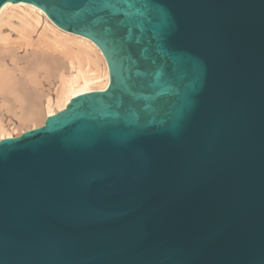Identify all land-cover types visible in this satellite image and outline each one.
Returning a JSON list of instances; mask_svg holds the SVG:
<instances>
[{
  "label": "water",
  "instance_id": "1",
  "mask_svg": "<svg viewBox=\"0 0 264 264\" xmlns=\"http://www.w3.org/2000/svg\"><path fill=\"white\" fill-rule=\"evenodd\" d=\"M6 1L110 79L0 139V264H264V0Z\"/></svg>",
  "mask_w": 264,
  "mask_h": 264
},
{
  "label": "bare ground",
  "instance_id": "2",
  "mask_svg": "<svg viewBox=\"0 0 264 264\" xmlns=\"http://www.w3.org/2000/svg\"><path fill=\"white\" fill-rule=\"evenodd\" d=\"M14 15L15 36L0 37V139L13 137L5 115L18 122L12 129L20 134L42 125L73 96L106 89L110 79L106 58L92 39L60 28L25 1L4 2L0 26Z\"/></svg>",
  "mask_w": 264,
  "mask_h": 264
},
{
  "label": "rangeland",
  "instance_id": "3",
  "mask_svg": "<svg viewBox=\"0 0 264 264\" xmlns=\"http://www.w3.org/2000/svg\"><path fill=\"white\" fill-rule=\"evenodd\" d=\"M18 23L17 16H11L10 18L5 19V21L0 26V37H4L7 34H11V36H15V30L13 28L16 27ZM41 24H39L37 30H40ZM35 35V34H34ZM19 54H23V49L18 51ZM10 119V120H9ZM4 122L6 123L7 127H9V132L13 135H19L16 129H12L13 126L17 125L18 122L15 119L10 118L9 116L5 115Z\"/></svg>",
  "mask_w": 264,
  "mask_h": 264
}]
</instances>
